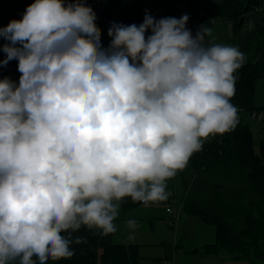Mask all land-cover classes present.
Returning a JSON list of instances; mask_svg holds the SVG:
<instances>
[{
    "label": "clouds",
    "instance_id": "1",
    "mask_svg": "<svg viewBox=\"0 0 264 264\" xmlns=\"http://www.w3.org/2000/svg\"><path fill=\"white\" fill-rule=\"evenodd\" d=\"M96 19L85 0H34L0 27V67L20 73L0 78V264L69 259L82 227L114 234L125 198L166 201L167 181L239 123L237 47L206 45L212 30L193 36L187 14H146L113 23L105 48Z\"/></svg>",
    "mask_w": 264,
    "mask_h": 264
},
{
    "label": "trees",
    "instance_id": "2",
    "mask_svg": "<svg viewBox=\"0 0 264 264\" xmlns=\"http://www.w3.org/2000/svg\"><path fill=\"white\" fill-rule=\"evenodd\" d=\"M143 1L85 0L96 13V24L101 30V43L105 48L110 44L111 38L107 33L115 18L121 19L116 24L139 25L143 22ZM180 1L183 0H166V17H170ZM186 1L191 8L193 22L216 21L217 18L233 21L236 29H243V22L249 14L255 21L248 31L230 38L229 43L246 57V62L234 73L235 95L231 100L239 110V123L234 130L211 137L187 163L188 168L197 174L220 177L232 187L225 190L216 183L206 197H201L197 192L189 193V184L184 178V206L216 227V240L204 245L205 252H228L237 258H264V129L260 151L256 152L252 130L244 120L247 111L264 112V107L254 103L256 81L264 77V0ZM32 2L34 0H0V27L6 26L10 20L22 19L26 7ZM242 17L245 18L239 26ZM3 43L6 41L0 39V44ZM4 57L1 52L0 60ZM17 63L12 60L7 66L0 67V78L8 77L18 83ZM122 203L130 207L138 202L125 198ZM112 236H102L96 230L82 227L72 233L73 241L77 237L84 240L70 245L74 255L69 259L49 261V264H139L138 244L117 243Z\"/></svg>",
    "mask_w": 264,
    "mask_h": 264
},
{
    "label": "rangeland",
    "instance_id": "3",
    "mask_svg": "<svg viewBox=\"0 0 264 264\" xmlns=\"http://www.w3.org/2000/svg\"><path fill=\"white\" fill-rule=\"evenodd\" d=\"M211 1L220 2V0ZM143 7H150L153 17L157 20L166 17L168 11L166 0H144ZM185 14L189 16L186 26L193 36L201 26H207L212 30V35L205 37L206 45L212 43L229 45L230 38L248 31L255 21L254 17L249 14L243 22V29L240 27L236 29L233 21H220L217 18L216 21L193 22V14L186 0L180 1L175 6L170 17L180 18ZM120 20V18H115V23ZM254 103L256 106L264 107V77L256 81ZM244 120L252 130L254 150L259 152L264 116L259 119L247 111L244 114ZM184 178L188 181L189 193L197 192L201 197H206L212 185L216 183L221 184V188L225 190H230L232 187L225 179L197 174L187 165L184 170L179 171L174 178L167 181V191L170 193L169 196L174 198L176 211L179 213V218L174 224L169 223L174 213L167 212L164 202L149 204L138 202L130 207H125L121 202L119 216L114 221L117 231L113 234L112 240L127 245L138 244L139 264H167L169 261L173 264H264V258H237L230 256L228 252L204 251L206 243L216 240V227L212 223L205 222L199 214L189 211L184 206L186 195ZM128 220L137 222L134 231L128 228ZM130 236L133 238L129 239ZM179 244L180 246L176 247Z\"/></svg>",
    "mask_w": 264,
    "mask_h": 264
},
{
    "label": "built area",
    "instance_id": "4",
    "mask_svg": "<svg viewBox=\"0 0 264 264\" xmlns=\"http://www.w3.org/2000/svg\"><path fill=\"white\" fill-rule=\"evenodd\" d=\"M98 1H100V0H98ZM146 14L147 15H151L153 17L150 7H145L144 8L143 15L145 16ZM103 47H104V45H103ZM0 59H1V52H0ZM251 114H252L253 117H256V118H259V119H262L263 116H264V112L263 111H253ZM164 203H165V207H166L167 212L174 213V217L172 218V221L169 222L171 225H173L174 222L179 218V213L176 211V209H177L176 202H175L174 198L169 196L168 199L166 201H164ZM169 263H172V261H169Z\"/></svg>",
    "mask_w": 264,
    "mask_h": 264
},
{
    "label": "water",
    "instance_id": "5",
    "mask_svg": "<svg viewBox=\"0 0 264 264\" xmlns=\"http://www.w3.org/2000/svg\"><path fill=\"white\" fill-rule=\"evenodd\" d=\"M244 18H245V17H242V18L240 19L239 25L242 24V22L244 21Z\"/></svg>",
    "mask_w": 264,
    "mask_h": 264
},
{
    "label": "crops",
    "instance_id": "6",
    "mask_svg": "<svg viewBox=\"0 0 264 264\" xmlns=\"http://www.w3.org/2000/svg\"><path fill=\"white\" fill-rule=\"evenodd\" d=\"M117 243H119V242H117Z\"/></svg>",
    "mask_w": 264,
    "mask_h": 264
}]
</instances>
